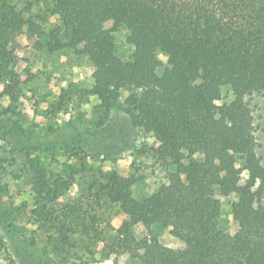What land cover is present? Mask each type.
<instances>
[{"label":"trees","instance_id":"trees-1","mask_svg":"<svg viewBox=\"0 0 264 264\" xmlns=\"http://www.w3.org/2000/svg\"><path fill=\"white\" fill-rule=\"evenodd\" d=\"M20 2L28 18L17 11ZM41 3L46 10L34 15ZM122 25L130 33L126 60L114 52L113 32ZM23 35L35 49L67 48L88 57L93 84L82 99L95 96L108 111L126 93L131 125L153 139L138 154L165 179L139 199L133 191L144 176L99 171L80 195L62 202L79 169L67 164L57 171L29 156L24 169L35 194L29 219L55 255L43 252L38 264H60L57 257L71 250L78 259L123 257L124 264H264V168L246 101L264 92V0H0V98L12 103L33 83L26 66L14 71L23 62L17 54ZM223 88L232 101L218 105ZM230 194L236 196L234 234L219 227L216 198ZM115 206L123 221L113 229L109 210ZM0 219L9 226L1 212ZM138 224L147 232L141 239L132 232ZM157 224L170 228L176 248L160 244ZM1 249L7 245L0 237Z\"/></svg>","mask_w":264,"mask_h":264},{"label":"rangeland","instance_id":"rangeland-1","mask_svg":"<svg viewBox=\"0 0 264 264\" xmlns=\"http://www.w3.org/2000/svg\"><path fill=\"white\" fill-rule=\"evenodd\" d=\"M21 3L23 2L17 3V8ZM40 5H35L37 11L33 13L34 15L46 10V5L43 4L42 9ZM23 8L20 11H23ZM25 13L23 11L24 18ZM113 36L116 56L123 60L128 59L132 51L131 47H126L127 34L122 31V26L113 32ZM25 40L32 41L25 35L19 40L22 47L17 54L23 62L21 66L14 67V71L21 72L26 66L33 74V83L23 90L15 103L9 99L7 106L0 105V141L4 142L0 145V212L9 223L6 227L0 219V237L7 245V249L0 250V258L6 261V264H10V261L13 264H38V256L43 252L46 256L52 258L55 256L52 246L45 241L46 234L38 231L36 225L29 219L28 211L32 201L22 199L25 193L32 199L28 171L24 169L29 156H39L50 165V168L55 169L53 165L61 168L62 165L72 164L75 169H79L75 175V184L61 198L62 202L80 195L82 188H86L91 178L98 176L99 171H115L123 177H128L132 173L144 176L143 181L133 191L139 199L150 195L149 189H156L165 182L164 172L160 168H150L149 162L145 159L143 161L138 154L144 145L150 146L153 139L131 125L123 105L126 93H121L118 101L108 111L100 106L97 98L94 102L91 99L93 96L82 99L80 97L82 90L90 89L93 84L92 82L91 87L86 86L88 80L92 81L93 72L91 71L89 75L87 70L94 69L89 59L86 61L84 55L76 54L67 48L47 53L45 49H35L33 42L29 45ZM157 58L163 66L167 65L164 55L158 54ZM52 89L57 91L53 92ZM231 101V90L223 88L217 104ZM246 101L254 119L257 154L264 168V92L254 93L246 97ZM28 109L31 110V115ZM65 117H68L67 120ZM149 140L152 142L149 143ZM61 155L64 156L63 161L59 158ZM89 159L92 163H87ZM81 163H84V169H81ZM106 164L115 167H106ZM158 170L162 175L158 176ZM241 179L245 183L246 178L243 175ZM230 196L232 194L222 200L221 196L216 195L222 209L219 227L229 234H234L228 229L235 227L237 231V224L233 220L231 224L227 222L231 204L236 201L230 199ZM17 200L20 201L18 205ZM262 204L264 206V198ZM109 214L110 225L116 229L113 222L119 226L123 218L118 214L116 206L109 210ZM31 225L35 227H30ZM138 225L141 239L145 236L146 230L141 224ZM132 232L137 239L136 226ZM153 232L161 245L165 247L169 244L178 245L177 239L170 235V228L164 229L163 233L158 230ZM106 234L113 233L107 231ZM97 248L98 246L93 247L94 250ZM72 253L73 250L71 253L68 251L65 259H62L63 255L58 254L57 260L62 261L60 264H105L107 261H111V264H121L120 260L113 257L108 259L95 257L92 260L82 256L78 259L71 256Z\"/></svg>","mask_w":264,"mask_h":264},{"label":"clouds","instance_id":"clouds-1","mask_svg":"<svg viewBox=\"0 0 264 264\" xmlns=\"http://www.w3.org/2000/svg\"><path fill=\"white\" fill-rule=\"evenodd\" d=\"M13 2H15V0H13ZM23 6H24L23 3H21V4L19 5V7L17 8V11H20V9L23 8ZM40 8H41V9L43 8V4H42V3H41V5H40ZM36 11H37V8L34 6L33 9H32V12L34 13V12H36ZM28 15H30V13H25V18H27ZM49 20H50L51 22H53V23L58 22V21H59V14H55V15L50 16V17H49ZM47 27H48V26L45 25V28H47ZM24 30L27 31V25L24 26ZM122 31H123L125 34H130L129 31H128L123 25H122ZM25 42L28 43L29 45H31V43H32L33 41H27V40H25ZM42 42H43V41H42ZM126 47H131V46H130V45H126ZM29 51H31V47H29ZM45 51H46V50H45ZM21 54L23 55L24 53H21ZM84 59L87 61V60H88V57H87V56H84ZM93 70H94V69H88V70H87L88 74L90 75V72L93 71ZM157 71H158V72H162V69H158ZM81 79H83V77H81ZM197 83H199V81H197ZM91 84H92V81H91V80H88V82L86 83V86H87V87H91ZM52 90H53V92H56V91H57L56 89H52ZM0 91H3V84H0ZM25 91H26V90H25ZM28 94L30 95V93H28ZM91 99H92L94 102H96V97H95V96L91 97ZM121 99H123V97H121ZM8 103H9V98H8V96H4L3 98H0V105H2V106H7ZM216 103H219V101H217ZM84 107L87 108V105H85ZM27 111H28L29 115H31V110L28 109ZM67 118H68V117H65V120H67ZM151 142H152V141L149 140V143H151ZM3 143H4L3 141H0V145H2ZM181 151H183V149H182ZM198 155H199V154H197V156H198ZM59 158H60L61 161H63L64 156L61 155ZM17 162L19 163V160H18ZM69 163H72V161H69ZM87 163H92V161L89 159V160H87ZM96 163L98 164L99 161H96ZM185 163H186V161H185ZM105 166H106V167H115V166H113V165H108V164H106ZM237 166H239V165H237ZM53 167H55V168L57 169V171H59V166H58V165H53ZM172 170H173V171L175 170V166H173V169H172ZM157 174H158V176L162 175V173H160L159 170H158V173H157ZM220 175L223 176V175H225V173H224V172H221ZM242 175L246 178V177H247V171H245ZM180 178H181L182 181L185 179V177H184L183 175H181ZM150 182H151V181H149V183H150ZM17 183H19V181H18ZM239 183L242 185V184L244 183V180L241 179V180L239 181ZM258 183H259V181L257 180V184H258ZM214 187H216V191L219 192V187H218V186H214ZM74 188H75V186H74ZM13 191H14V187H13ZM148 191H149V194L151 195V193H152L153 191H155V188L149 189ZM32 195L34 196L35 194L33 193ZM229 198H230V199H236V196H235V194H232V196H230ZM22 199L31 200V196H29L27 193H25V195L22 197ZM221 199L223 200L224 198L222 197ZM16 203H17V205H18V204L20 203V201L17 200ZM225 211H227V209H225ZM227 222H228L229 224L232 223V217H231V213H230V212L228 213ZM113 223H114V227H118V224H117L115 221H114ZM30 227H35V226H34V225H31ZM136 229H137V233H136V235H137V239H140V225H136ZM153 229H154V231H155V230H159L161 233H163V229H161L160 226H159L158 224H157V225H153ZM228 231H229V232H232V233H235L236 228H235V227L229 228ZM144 235H147V233L144 232ZM160 238H161V241H163V235H161ZM169 239H172V238L169 237ZM167 246L170 247V248H176L178 245H177V244H169V245H167ZM114 258H115V257H113V259H114ZM123 259H124V258L122 257V258H121V264H123ZM0 264H6V261H4L2 258H0ZM105 264H111V261H107V262H105Z\"/></svg>","mask_w":264,"mask_h":264}]
</instances>
